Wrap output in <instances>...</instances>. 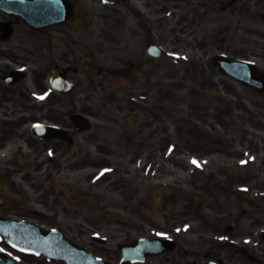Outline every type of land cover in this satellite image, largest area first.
Segmentation results:
<instances>
[{
	"label": "flooded vegetation",
	"instance_id": "flooded-vegetation-1",
	"mask_svg": "<svg viewBox=\"0 0 264 264\" xmlns=\"http://www.w3.org/2000/svg\"><path fill=\"white\" fill-rule=\"evenodd\" d=\"M24 1L0 0V151L8 142H24L32 152V169L39 176L47 173L46 176L53 177L63 172L60 163L72 157L80 158L75 164L66 165V170L107 165L105 160L91 161L81 153L88 152L90 146H96L97 152L102 153L113 143L151 150L150 146L155 143L153 136L159 135L165 123L162 117L158 121L149 104L153 88L162 89L168 68L163 62L165 58L154 59L146 45L155 41L166 47L169 38L164 21H158L159 26L153 25L155 13L139 10V13H130L129 20L124 22L121 18L127 16L120 13V4L111 5L104 0H61V13H68L72 7L74 16L61 23L35 28L20 14ZM135 1L151 7L150 0ZM192 3V20L181 24V31L189 33L192 28L193 44L176 37L173 42L176 52L192 48L194 61L200 63L211 62L217 54H227L264 64V0H192ZM105 13H113L110 20L117 22L112 32L105 31ZM106 65L111 67L106 69ZM22 74L24 77L19 80ZM54 76L59 79L53 82ZM108 77L113 81L112 87L105 84ZM109 101L113 112L105 110ZM75 114L91 117L96 131L86 134L89 131L78 130L72 121ZM112 116L123 135L133 136L105 137L99 122L111 120ZM39 121L61 125L70 131L73 142L31 136V125ZM165 139L161 137L160 141ZM47 154H51L49 163ZM77 185L78 189L85 187L84 183ZM240 205L242 213L247 215L246 202ZM230 213L228 217L204 219L203 227L199 225L191 238L180 237L181 241L174 238L176 249L147 254L144 263L130 264H264V219L239 218L238 211ZM0 216L6 215L0 213ZM14 218L40 225L46 221L39 214L24 213ZM84 220L81 226L93 222ZM169 229L163 226L162 230ZM78 236L93 255L122 264L119 242L110 244L84 232ZM136 239L130 238L124 243ZM6 254L20 258L11 250ZM0 258L6 261L5 256ZM34 261L33 264H56L42 257H34Z\"/></svg>",
	"mask_w": 264,
	"mask_h": 264
},
{
	"label": "rangeland",
	"instance_id": "rangeland-1",
	"mask_svg": "<svg viewBox=\"0 0 264 264\" xmlns=\"http://www.w3.org/2000/svg\"><path fill=\"white\" fill-rule=\"evenodd\" d=\"M149 5L151 7L146 8L142 2L128 0L121 4L120 13L129 17L130 13H134L132 10L134 7L140 9L141 13H150V10L153 13H161L159 17L153 14L154 25L166 16L167 37L174 39L176 36L183 37L182 41L193 44L192 30L183 34L180 24L172 17L176 13L177 19L180 18L185 23L186 20L180 17L183 13L188 14L191 20V0H150ZM104 25L106 30L110 29L108 27L110 23L105 20ZM174 27L178 30L173 31ZM173 42L174 40L168 39L169 44L167 43L172 54ZM179 53H182L180 60L177 61L171 56L167 60L169 77L167 97L160 101V93H153L152 105L156 102L164 104L160 117L162 115L167 127L164 128L163 125L159 135L153 136L155 143L150 147L151 161L148 160L149 151L141 146L139 151L144 153L141 159L134 163L130 160L132 157L130 152H127L126 156L120 152L119 156L114 152V155L110 156L113 161L110 166V170L112 169L110 177L104 178L99 188L80 191L87 194V198L92 199V202L85 203L88 206L86 212L88 211V214L98 221V225L84 226L82 230L76 224L80 220H74L72 221L74 237L77 238L78 231H85L88 234L94 233L104 237L112 244L113 241L125 240L128 235L136 237L142 234H160L164 225L170 228L171 234L177 233L178 239L184 236L191 238L196 225L195 216L222 217L218 216L220 214H215L216 210L212 202L218 204L217 198L223 197L221 203L225 211L229 207V201H239V196L243 195L241 188H238L241 185L247 186L248 192L244 195L246 201L250 203L249 209H253L252 212H259L255 209L258 206L257 202L264 204V95L258 96L251 91H246L242 86L223 77L209 64L203 62L197 64L193 61V50H181ZM155 81L156 77L153 78L154 84ZM197 86L203 91L196 90ZM227 86L236 88L242 98L238 95L227 98L225 91ZM246 105L256 113L245 109ZM108 107L112 109L110 103ZM108 107L106 106V111H109ZM153 109V107L149 108L151 111ZM243 112H245V118L242 117ZM104 127L113 128V125L104 123ZM160 135H167L168 140L160 141ZM15 148H18V154L21 150L26 154L20 158L21 163L12 155ZM117 148L113 146L114 150ZM121 149L124 148L121 147ZM28 151V146L19 145L18 142L7 145L6 152L0 151L2 154L0 155V211L9 216L41 212L47 218L44 222L45 226H50L52 223L49 220H54L55 217L63 223L66 213L63 204L74 206L81 204L79 198L70 196L71 189L75 190L77 186L75 183L74 185L70 183L67 178L75 179L77 175L72 173L71 176L66 177V173L63 172L61 175L54 174L55 179L41 176L39 179L44 180L46 186L40 189L34 188L33 183L40 180L38 172L32 170L33 166L27 160ZM239 158L246 159L243 168H239ZM193 161L198 163L194 164ZM145 163L150 165L147 167ZM117 177L119 180L116 179ZM110 178H112L111 182ZM114 185H120V193L112 192ZM226 190L231 193L226 194ZM39 200L46 202L40 203ZM113 200H116V204L118 201L122 203L145 202V200L154 202L148 214L153 216L158 224L131 226L129 223L126 225V222L117 223L116 220L111 219L112 217L107 219V214L116 215V217L120 214L123 220L132 215L120 207H114ZM186 204L190 206L183 212ZM258 207L261 208L260 212L264 216V210H262L264 206ZM237 208H240L238 210L241 213L240 205ZM193 209L196 212H193ZM58 211L60 215L57 214ZM233 211V209L230 210V212ZM71 213L72 217H82L74 208ZM136 217L132 215L130 218L134 220Z\"/></svg>",
	"mask_w": 264,
	"mask_h": 264
},
{
	"label": "water",
	"instance_id": "water-1",
	"mask_svg": "<svg viewBox=\"0 0 264 264\" xmlns=\"http://www.w3.org/2000/svg\"><path fill=\"white\" fill-rule=\"evenodd\" d=\"M221 68L236 78L243 79L242 69L244 68V65L242 63L229 60L223 63ZM54 129L56 128L50 126H38L36 130L37 132L42 131L41 134H43L51 133V130L53 131ZM45 136H47V134ZM0 231L5 233L13 244L24 250L46 253L49 257L65 259L67 264H82L84 260L89 259L84 250L66 240L61 230L43 232L40 227L36 225H25L16 221H7L0 222ZM145 243L147 248L149 244L150 249L152 247L153 250H156L155 245L158 244L156 241ZM130 248L134 249L133 247ZM127 255H129V253Z\"/></svg>",
	"mask_w": 264,
	"mask_h": 264
},
{
	"label": "snow or ice",
	"instance_id": "snow-or-ice-1",
	"mask_svg": "<svg viewBox=\"0 0 264 264\" xmlns=\"http://www.w3.org/2000/svg\"><path fill=\"white\" fill-rule=\"evenodd\" d=\"M193 163H194V164H196V163H198V162H196V161H193Z\"/></svg>",
	"mask_w": 264,
	"mask_h": 264
}]
</instances>
